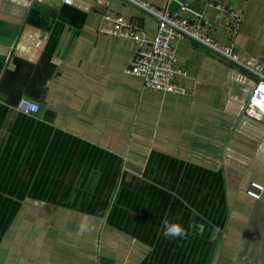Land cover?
I'll return each mask as SVG.
<instances>
[{
    "label": "crops",
    "instance_id": "obj_1",
    "mask_svg": "<svg viewBox=\"0 0 264 264\" xmlns=\"http://www.w3.org/2000/svg\"><path fill=\"white\" fill-rule=\"evenodd\" d=\"M145 1L172 10L188 2V15L204 14L221 43L264 59V0ZM217 3L243 12L237 33ZM104 13L139 23L142 43L156 34V20L125 0L2 4L0 163L2 148L15 142L41 146L48 163L55 155L56 163L79 158L81 144L144 186L125 179L118 199L108 205L98 198L92 207L24 196L0 232V264H264V118L243 114L255 75L183 38L175 42L176 64L185 74L174 81L186 93L145 88L127 73L140 42L99 32ZM24 96L39 104L36 115L17 110ZM160 159L195 170L190 185L200 173L219 181L225 220L209 216L189 185L188 199L176 198L174 187L161 192L148 176ZM13 168L3 169L8 179L16 177ZM254 183L263 186L259 198L248 193ZM201 185L205 193L217 186ZM166 221L181 225V240L163 236ZM133 222L145 229H129ZM174 253L188 260L175 262Z\"/></svg>",
    "mask_w": 264,
    "mask_h": 264
},
{
    "label": "rangeland",
    "instance_id": "obj_2",
    "mask_svg": "<svg viewBox=\"0 0 264 264\" xmlns=\"http://www.w3.org/2000/svg\"><path fill=\"white\" fill-rule=\"evenodd\" d=\"M13 146H5L1 150L3 157L0 163V232L4 229L9 217L11 216L14 205L26 195H34L45 199H54L74 206L86 205L92 207L98 198L104 204H112L118 199V192L122 181L126 185L144 186L145 181L125 178L121 170L117 169V164L103 153L87 148L81 144L78 145L79 158L71 159L63 157L64 161L56 163V155L51 158V163L47 162L46 151L41 150V146L30 144L29 142H15ZM42 151V153H41ZM41 153V154H40ZM5 155V156H4ZM20 158L13 168V160ZM69 157V156H68ZM60 160L61 157L59 158ZM11 166L15 169L16 177L8 179L5 167ZM197 173L195 170L185 167L177 162L167 159L151 162L148 176L154 180L153 183L159 186V190H170L174 187L177 191L176 198L181 200L188 199L184 189L186 186L192 187L193 192L197 194L209 207L208 215H213L218 219L225 220L226 209L224 195L220 193V183L212 176L197 174L195 185H190V174ZM49 174L47 177L41 175ZM26 175V178H21ZM10 183L9 192L5 193V188ZM217 185L207 193L200 190V184ZM146 184V183H145ZM199 186L198 188H195ZM14 187V191H13ZM204 189H207L206 186ZM36 190L38 193L31 191ZM191 190V191H192ZM204 193L205 196L201 194ZM203 196V197H202ZM193 201V199H192ZM219 227V226H218ZM216 227V228H218ZM133 231H142L145 228L135 226L134 222L129 225ZM147 230H149L147 228ZM157 234L153 237L157 238ZM161 239V235H160ZM169 251L168 248H165ZM176 255L175 262L187 261V258ZM162 255V254H161ZM209 259H193L192 264H206Z\"/></svg>",
    "mask_w": 264,
    "mask_h": 264
},
{
    "label": "built area",
    "instance_id": "obj_3",
    "mask_svg": "<svg viewBox=\"0 0 264 264\" xmlns=\"http://www.w3.org/2000/svg\"><path fill=\"white\" fill-rule=\"evenodd\" d=\"M44 0H0L30 8L34 3ZM63 3H73L75 0H61ZM106 4L109 0H95ZM157 22L154 38L148 43H142L141 26L139 23L126 20L118 15L104 13L99 26V32L116 37H127L140 42L139 48L127 67V73L140 77L145 88H153L163 92L185 94V87L174 81L176 75H184L185 71L178 67L177 49L175 42L188 38L203 46L208 51L217 54L238 67L251 72L256 77L255 89L245 105L243 114L262 120L264 118V59L245 55L234 44H223L215 36L214 28L208 23L204 14L194 17L188 15L189 3L182 2L177 9L158 7L145 0H125ZM221 19H229L227 28L231 33H237L243 23V12L228 4H215ZM110 23V24H109ZM39 104L28 98L21 97L17 110L26 116H34L39 112ZM263 186L252 184L248 193L259 198Z\"/></svg>",
    "mask_w": 264,
    "mask_h": 264
},
{
    "label": "clouds",
    "instance_id": "obj_4",
    "mask_svg": "<svg viewBox=\"0 0 264 264\" xmlns=\"http://www.w3.org/2000/svg\"><path fill=\"white\" fill-rule=\"evenodd\" d=\"M201 227H203L201 225ZM184 229L178 223H168L164 224L163 236L171 240H181L183 238Z\"/></svg>",
    "mask_w": 264,
    "mask_h": 264
}]
</instances>
